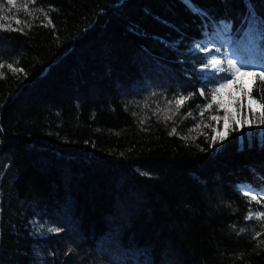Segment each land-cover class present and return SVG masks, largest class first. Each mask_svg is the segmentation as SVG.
<instances>
[{"label": "trees", "instance_id": "1", "mask_svg": "<svg viewBox=\"0 0 264 264\" xmlns=\"http://www.w3.org/2000/svg\"><path fill=\"white\" fill-rule=\"evenodd\" d=\"M26 2L0 0V264H264V83L215 145L199 95L215 55L259 62L264 0Z\"/></svg>", "mask_w": 264, "mask_h": 264}, {"label": "snow or ice", "instance_id": "2", "mask_svg": "<svg viewBox=\"0 0 264 264\" xmlns=\"http://www.w3.org/2000/svg\"><path fill=\"white\" fill-rule=\"evenodd\" d=\"M189 2H190V0H189ZM29 3L35 4V0H27V2L23 6V9H24V12L26 15L31 16L32 14L28 11ZM6 4L11 5L13 7H16L17 0H6ZM4 8H5V4L0 3V12H2V10ZM40 11L43 12V9H40ZM45 15H47V14L45 13ZM4 19H7V17L0 15V20H4ZM253 21L254 22L251 24L252 27H261L260 23L257 24L255 22V18H253ZM15 23L17 25H19L21 23V21L17 18V19H15ZM48 23L50 24L51 21L49 20ZM25 24L29 28L32 26L31 24H27L26 21H25ZM0 30L23 31L22 28H11L10 26L6 27L2 23H0ZM231 55L233 58H228L226 60L227 67H219L220 64L224 63V61H221V60H214L210 65L212 68L217 69L218 73H223V75L212 74L214 76V79L211 82L214 84V87L209 89V91L207 93L204 91L203 88L199 89V95L200 96H205V97L211 98V102L205 104L203 108H200L201 116L203 115V113L206 109H211L213 106V103H216V98H217V95L220 93V91L222 89L228 87L229 84L234 83L236 81L237 74H245V75L250 74L254 78L258 79L261 83H264V49H262L261 56L258 58L259 62H253L250 59H248L247 57H237L235 50L232 51ZM3 66L4 65L2 63H0V68H3ZM7 67L9 69H12L13 71H20V72L23 71V69H14V66L11 63H9L7 65ZM203 67L207 68V67H209V65L206 64ZM2 76H3V73H0V77H2ZM257 87H258V85H256L254 83V89ZM248 94H249L248 92H245V95H248ZM192 95L193 94H189V96H181V97L177 98V100L175 101V103L177 104V111H179V107L182 106L186 100L190 99ZM261 99H264V95H261ZM168 103L171 104L172 101H169ZM197 107L199 108L200 106L197 105ZM217 110H219V106H218ZM168 111H171V109H169ZM224 111L226 114L224 117H220L217 115H212L209 117V119L213 120V121H217V122H219L220 120L224 121L225 131L219 132V131L214 129L215 134L211 137V141H212L213 145H215L218 140L222 142L223 140L227 139V137L229 135L228 129L230 127V125L228 124L229 118H231L233 120V123H235L237 125L236 128L232 129L233 131L238 130L239 125H240V121H236L234 117L230 116L227 108H225ZM253 115H255V113H253ZM187 116H192V113L188 112ZM172 118H173L172 116L166 117V119H169V120ZM259 124L264 125V113L261 114ZM196 127H199V125H196ZM208 127H211V125H208ZM191 130L192 129H190V131ZM169 134L170 135L176 134V129L173 128ZM244 195L250 196L249 203H251L252 201H257V203H259L261 200H264V189H261L259 194H251L250 191H245ZM261 206L264 207V205H261ZM245 219L246 220H251V219L264 220V213H262V212L253 213L252 210L249 209V212L245 216ZM55 231H60V229H55ZM244 231H245V229H243V228L240 229V232H244ZM237 234L239 235V233H237ZM260 235H261V233H259V232L256 233L257 237H259Z\"/></svg>", "mask_w": 264, "mask_h": 264}, {"label": "rangeland", "instance_id": "3", "mask_svg": "<svg viewBox=\"0 0 264 264\" xmlns=\"http://www.w3.org/2000/svg\"><path fill=\"white\" fill-rule=\"evenodd\" d=\"M196 46L198 48H202L206 50H214L217 52L222 50V46L220 42L213 43L207 40H202ZM228 58H233L231 55V51H228L225 56L215 55L211 60V63L214 60H221L224 61V63L220 64L219 67H227L226 60ZM251 84H252V75L237 74L236 81L234 83L229 84L228 87L222 89L220 93L217 95L216 103L219 104V108L224 109L226 104H229L231 101L237 100V98L241 94H243L244 90L247 91L248 89H250ZM252 106L254 107L258 106L254 100H252Z\"/></svg>", "mask_w": 264, "mask_h": 264}]
</instances>
